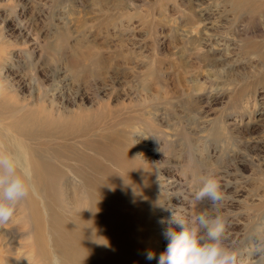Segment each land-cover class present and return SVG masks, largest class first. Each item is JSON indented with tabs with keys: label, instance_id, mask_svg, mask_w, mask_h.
I'll return each instance as SVG.
<instances>
[{
	"label": "rangeland",
	"instance_id": "obj_1",
	"mask_svg": "<svg viewBox=\"0 0 264 264\" xmlns=\"http://www.w3.org/2000/svg\"><path fill=\"white\" fill-rule=\"evenodd\" d=\"M0 150L47 187L0 226V264H99L57 232L87 209L109 264H158L173 212L205 210L237 264H264V0H0ZM208 174L215 211L191 202Z\"/></svg>",
	"mask_w": 264,
	"mask_h": 264
},
{
	"label": "clouds",
	"instance_id": "obj_2",
	"mask_svg": "<svg viewBox=\"0 0 264 264\" xmlns=\"http://www.w3.org/2000/svg\"><path fill=\"white\" fill-rule=\"evenodd\" d=\"M36 191L33 172L22 155L0 150V226L10 223L18 206ZM225 198L220 181L208 174L201 177L191 202L194 205L206 202L215 211ZM167 223L180 230L169 226L163 233L170 242L158 264H237V253L225 243L226 222L220 214L205 210L185 216L173 212ZM146 258L155 259V253L148 251ZM52 264H63L62 258L54 256Z\"/></svg>",
	"mask_w": 264,
	"mask_h": 264
},
{
	"label": "bare ground",
	"instance_id": "obj_3",
	"mask_svg": "<svg viewBox=\"0 0 264 264\" xmlns=\"http://www.w3.org/2000/svg\"><path fill=\"white\" fill-rule=\"evenodd\" d=\"M39 164H40L39 162H35L34 160H32V164L30 167H31V170H33L34 168L36 170V171H32L33 172V179L35 180V182H37L38 186H40L39 187L40 190H45L47 188V187L44 188V186H45L44 174L45 173H43V172H45V171H43V172L37 171L38 169L36 168V165L39 166ZM71 172H73L72 174H74V176L76 178H78V180L80 182H84V185L89 184L88 179L86 177L89 176L88 173H90V171H78V173H77V171H71ZM90 184H89V187L95 188L93 186L95 184H92V183H90ZM100 188L102 189V185ZM82 201H84V200L80 199L79 203H78V201L76 202V203H78V204H76L77 208H81L82 206H84V208H86L87 204H85V202H84L82 205L81 204ZM36 208H37V206H36ZM84 208H81V209L84 210ZM38 215H39V212H36L34 214V218L38 219L39 218ZM78 216L79 215H77V217ZM80 216H81V218H74L73 221L64 222L63 224H61L58 227L57 232L64 233L67 236V238L64 239V240H66V242L64 243V247L69 249L71 252H73L78 258H80L79 255L81 254L82 260H84V261H88L89 259H91L95 255V253L98 252V254L100 256L99 264H109L111 262L112 257H115L113 249L115 247L120 246V244H118V246H116L117 244L115 242H107L106 241V235H108L107 232H108L109 227L106 226V224L102 220L93 221V218H95V216H94V212L91 209H87V211L85 213L81 214ZM36 219H35V221H37ZM90 220H92V221H90ZM36 234H37L36 239L41 237L39 229H37ZM83 238H85V239H83ZM111 238L113 240L114 236ZM41 240H39V242H41ZM94 243L96 244L95 248L91 247L92 244H94Z\"/></svg>",
	"mask_w": 264,
	"mask_h": 264
}]
</instances>
